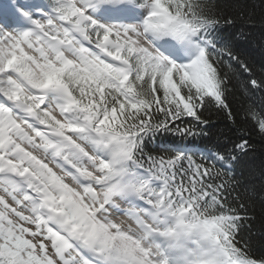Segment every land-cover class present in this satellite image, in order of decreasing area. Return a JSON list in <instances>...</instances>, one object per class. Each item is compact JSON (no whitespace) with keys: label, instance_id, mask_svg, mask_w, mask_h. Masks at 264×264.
Returning <instances> with one entry per match:
<instances>
[{"label":"snow or ice","instance_id":"snow-or-ice-1","mask_svg":"<svg viewBox=\"0 0 264 264\" xmlns=\"http://www.w3.org/2000/svg\"><path fill=\"white\" fill-rule=\"evenodd\" d=\"M257 7L0 0V264H264V173L233 168L264 66L222 35ZM221 114L235 140L189 142Z\"/></svg>","mask_w":264,"mask_h":264},{"label":"trees","instance_id":"trees-1","mask_svg":"<svg viewBox=\"0 0 264 264\" xmlns=\"http://www.w3.org/2000/svg\"><path fill=\"white\" fill-rule=\"evenodd\" d=\"M220 2L222 4H230L234 0H220ZM246 2L249 4L255 2L259 5V0H246ZM222 35L232 41L235 49L241 53L242 58L252 64L257 71L264 66V25L260 23L258 7L255 23H245L243 20L237 19L235 25L226 26V31ZM236 95H240L239 91ZM253 101L258 107L261 106L264 104V94L257 93L251 100L241 97L240 102L247 106L248 103ZM211 118L213 127L211 128L210 136L189 142L196 143L202 147H212L219 139L221 133H227L233 140L236 139L237 134L234 131H230L231 126L222 114L213 115ZM244 127L251 130V142L254 148L246 154H238L233 168L242 181L255 182V185L259 187L260 177L264 173V138L255 131L250 123L245 124ZM169 139L172 138L170 137ZM249 239L253 250L257 254H264V220L261 219L259 211H257L255 220L252 221Z\"/></svg>","mask_w":264,"mask_h":264}]
</instances>
